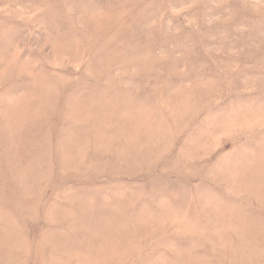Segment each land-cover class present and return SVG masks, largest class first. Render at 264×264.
<instances>
[{
  "label": "rangeland",
  "instance_id": "obj_1",
  "mask_svg": "<svg viewBox=\"0 0 264 264\" xmlns=\"http://www.w3.org/2000/svg\"><path fill=\"white\" fill-rule=\"evenodd\" d=\"M0 264H264V0H0Z\"/></svg>",
  "mask_w": 264,
  "mask_h": 264
}]
</instances>
